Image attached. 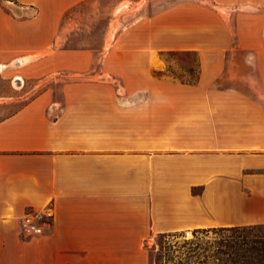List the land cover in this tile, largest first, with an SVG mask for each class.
Masks as SVG:
<instances>
[{
	"label": "crops",
	"instance_id": "crops-1",
	"mask_svg": "<svg viewBox=\"0 0 264 264\" xmlns=\"http://www.w3.org/2000/svg\"><path fill=\"white\" fill-rule=\"evenodd\" d=\"M210 1L0 0V105L21 103L0 118V264H149L156 235L264 227V0ZM82 19L102 46L64 49ZM173 52L194 82L161 74Z\"/></svg>",
	"mask_w": 264,
	"mask_h": 264
},
{
	"label": "rangeland",
	"instance_id": "rangeland-1",
	"mask_svg": "<svg viewBox=\"0 0 264 264\" xmlns=\"http://www.w3.org/2000/svg\"><path fill=\"white\" fill-rule=\"evenodd\" d=\"M180 1L189 0H137L133 7L148 5V10H156ZM190 1L204 4L207 2L209 6L211 5L210 0ZM109 3L111 1H107V6ZM93 23L86 19L80 20V36L74 38L72 43L63 44V48H100L102 44L99 40L103 29L87 27ZM99 24H102V21ZM164 57L168 68L161 74L181 82H194L197 79L198 62L195 54L173 52L165 53ZM2 88L0 85L1 94ZM20 105L21 103L0 105V118L16 110ZM145 246L149 264H264V227L203 230L191 232V237L187 239L184 238V233L156 235Z\"/></svg>",
	"mask_w": 264,
	"mask_h": 264
},
{
	"label": "built area",
	"instance_id": "built-area-1",
	"mask_svg": "<svg viewBox=\"0 0 264 264\" xmlns=\"http://www.w3.org/2000/svg\"><path fill=\"white\" fill-rule=\"evenodd\" d=\"M53 217L52 211L47 209L42 212L26 211L20 219L21 236L25 239H31L43 234L44 227L49 224ZM191 232H185L184 238H190Z\"/></svg>",
	"mask_w": 264,
	"mask_h": 264
},
{
	"label": "trees",
	"instance_id": "trees-1",
	"mask_svg": "<svg viewBox=\"0 0 264 264\" xmlns=\"http://www.w3.org/2000/svg\"><path fill=\"white\" fill-rule=\"evenodd\" d=\"M228 229H236V228H228ZM228 229H225V230H228Z\"/></svg>",
	"mask_w": 264,
	"mask_h": 264
}]
</instances>
